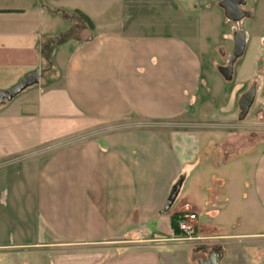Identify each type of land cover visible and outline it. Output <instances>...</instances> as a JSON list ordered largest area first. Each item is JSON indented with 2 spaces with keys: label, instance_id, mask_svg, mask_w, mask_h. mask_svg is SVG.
<instances>
[{
  "label": "crops",
  "instance_id": "crops-1",
  "mask_svg": "<svg viewBox=\"0 0 264 264\" xmlns=\"http://www.w3.org/2000/svg\"><path fill=\"white\" fill-rule=\"evenodd\" d=\"M190 1L0 0V92L39 74L0 105V264H198L202 241L224 245L220 264L256 263L244 247L264 245V147L250 149L264 137L237 148L252 166L243 213L263 231L228 232L232 175L196 171L198 130L216 125L191 109L200 58L175 33L199 32ZM254 49L258 72L264 34ZM228 136L219 168L238 155ZM190 214L198 242L177 227Z\"/></svg>",
  "mask_w": 264,
  "mask_h": 264
},
{
  "label": "rangeland",
  "instance_id": "rangeland-1",
  "mask_svg": "<svg viewBox=\"0 0 264 264\" xmlns=\"http://www.w3.org/2000/svg\"><path fill=\"white\" fill-rule=\"evenodd\" d=\"M220 0H192L187 3L188 7L197 6L200 11L188 13L187 16L195 19L199 32L195 39L186 38L182 32H175L184 37L186 43L199 56L200 60V84L199 92L196 95L192 110L207 113L212 116V119H201L203 123H214L215 129H199L200 132V153L197 157L199 163L197 172L205 174L232 175L231 185L233 195L231 203L222 212L220 219L227 224L228 232H258L263 231L258 227L254 220L253 212L244 215L243 201L240 200L238 194L247 192V185L250 184L249 178L251 174V161L246 160V149H239L246 146L248 140L250 145L252 142L261 140L264 137V93L261 92L260 85L264 82L263 69L264 61L258 64V72L255 70V49L254 42L263 35L264 27V0H247L248 9L252 10L253 19H243L240 23L233 24L226 20L223 12L218 8L217 3ZM174 7L181 9L182 0H171ZM200 6V8H199ZM116 16L108 14L103 19L114 20ZM105 20V21H106ZM178 23V15H168L165 17L166 23L173 21ZM97 20H95L96 22ZM98 22V21H97ZM232 28V29H231ZM240 28L246 36V45L243 55L235 62L233 66V75L230 82H225L218 74L216 67L226 66L232 49V33ZM77 30V27H75ZM221 50L223 53L221 54ZM252 83H256V93L254 102L248 112V115L243 121H237V100L247 91ZM35 86V85H34ZM236 86H241L236 88ZM35 87H28L20 93L17 99L23 98L26 94H31ZM16 100V99H14ZM230 134V135H229ZM229 135V136H228ZM226 136L233 144L234 152L237 150V157L229 160L225 167L219 168L218 164L222 161V143ZM264 143H258L250 151L257 153L262 150ZM254 156V155H251ZM253 158V157H252ZM252 208V206H251ZM244 215V216H243ZM240 219L238 226L236 221ZM219 220H217L218 222ZM255 240H250L249 244H245L244 253L249 255V259H254L257 263L259 253H263L264 245ZM200 248L210 252L213 248H223V244L219 241L210 243L205 246L204 241L201 242ZM247 249L249 251L247 252ZM208 255V254H207ZM226 260V259H225ZM223 260L221 264L224 263ZM255 263V264H256Z\"/></svg>",
  "mask_w": 264,
  "mask_h": 264
},
{
  "label": "water",
  "instance_id": "water-1",
  "mask_svg": "<svg viewBox=\"0 0 264 264\" xmlns=\"http://www.w3.org/2000/svg\"><path fill=\"white\" fill-rule=\"evenodd\" d=\"M246 5V0H221L217 6L223 12L226 20L233 24L240 23L243 19H251L253 17L252 12L243 10ZM232 50L226 66H218L216 68L218 74L225 82H230L233 75V66L235 62L243 55L246 36L240 28L232 33ZM222 52V51H221ZM39 79L38 72H34L25 78H23L16 86L7 92H0V105L4 102L11 101L14 97L19 95L22 91L28 87L36 84ZM256 93V83H252L250 87L244 92L237 100V121H243L254 102ZM222 254L218 252L217 248L208 255L206 259L199 260L198 264H220Z\"/></svg>",
  "mask_w": 264,
  "mask_h": 264
},
{
  "label": "built area",
  "instance_id": "built-area-1",
  "mask_svg": "<svg viewBox=\"0 0 264 264\" xmlns=\"http://www.w3.org/2000/svg\"><path fill=\"white\" fill-rule=\"evenodd\" d=\"M195 215L190 214L183 216L181 220L177 222L178 230L182 234V239L188 242H198L200 237L195 235Z\"/></svg>",
  "mask_w": 264,
  "mask_h": 264
},
{
  "label": "trees",
  "instance_id": "trees-1",
  "mask_svg": "<svg viewBox=\"0 0 264 264\" xmlns=\"http://www.w3.org/2000/svg\"><path fill=\"white\" fill-rule=\"evenodd\" d=\"M76 15H77L81 20H83L84 22H86L87 24L89 23L88 19H87L84 15H82V14H80V13H76ZM182 217H183V216L178 217V218H177V221L181 220Z\"/></svg>",
  "mask_w": 264,
  "mask_h": 264
},
{
  "label": "flooded vegetation",
  "instance_id": "flooded-vegetation-1",
  "mask_svg": "<svg viewBox=\"0 0 264 264\" xmlns=\"http://www.w3.org/2000/svg\"><path fill=\"white\" fill-rule=\"evenodd\" d=\"M246 4H247V0H246ZM246 6V5H245ZM245 7H243V10H244ZM238 29V28H237ZM236 29V30H237ZM232 50V49H231ZM222 51V50H221ZM223 53V51L221 52V54ZM229 59V58H228ZM217 68V67H216ZM263 76H264V69H263ZM257 88V86H256ZM214 249V248H213ZM213 249L210 251V253L213 251ZM218 249V252H220V248H217Z\"/></svg>",
  "mask_w": 264,
  "mask_h": 264
}]
</instances>
